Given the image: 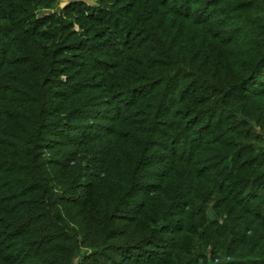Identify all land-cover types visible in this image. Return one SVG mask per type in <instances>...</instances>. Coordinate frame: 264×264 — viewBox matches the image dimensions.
Instances as JSON below:
<instances>
[{
    "label": "trees",
    "instance_id": "1",
    "mask_svg": "<svg viewBox=\"0 0 264 264\" xmlns=\"http://www.w3.org/2000/svg\"><path fill=\"white\" fill-rule=\"evenodd\" d=\"M55 1L0 0V264H264V0Z\"/></svg>",
    "mask_w": 264,
    "mask_h": 264
},
{
    "label": "rangeland",
    "instance_id": "2",
    "mask_svg": "<svg viewBox=\"0 0 264 264\" xmlns=\"http://www.w3.org/2000/svg\"><path fill=\"white\" fill-rule=\"evenodd\" d=\"M244 1H248V0H244ZM72 3L81 4L79 5V9H83V10L94 9L98 7V0H56L53 4V9H49V8L39 9L36 11V13L38 14V18L40 19H44L50 16L59 17L60 15L66 13V10L70 9L69 6ZM195 11L196 13L202 15V12L200 10H195ZM207 13L208 15L207 16L204 15L202 16V18L208 19L210 18V16H214L215 17L214 20H218L217 17L218 14H216V10L214 8H210ZM75 29L77 30L78 27H75ZM222 32H223V37L229 38L231 37L232 33H236L235 26H229V24H225L223 22ZM246 33L247 31H244L242 32L241 35L251 37V35ZM61 79L65 82L67 78L62 77ZM113 113L114 110H111L108 112L107 116L112 115ZM253 131H255L256 133L254 136L255 140H252L250 141V143H246V144L255 147L257 149V153L260 156V159H264V126L258 127L253 125ZM209 216L213 217V214H210ZM163 255H164L163 252L160 251L154 252L153 254L144 253V252H135V254L134 253L129 254L128 252H123V254H114L111 258H104L102 256H92L90 253H86L85 259L90 261L91 263L102 262L104 264H155V262H157L161 257H163ZM196 255H198V258L200 257L202 260L208 261V264L211 263L212 259L206 256L208 255L207 250L200 248ZM82 259H80V261H82ZM217 261L216 260L213 261V264L218 263Z\"/></svg>",
    "mask_w": 264,
    "mask_h": 264
},
{
    "label": "water",
    "instance_id": "3",
    "mask_svg": "<svg viewBox=\"0 0 264 264\" xmlns=\"http://www.w3.org/2000/svg\"><path fill=\"white\" fill-rule=\"evenodd\" d=\"M63 6H65V5H63Z\"/></svg>",
    "mask_w": 264,
    "mask_h": 264
}]
</instances>
